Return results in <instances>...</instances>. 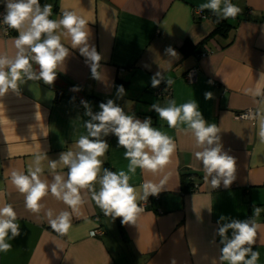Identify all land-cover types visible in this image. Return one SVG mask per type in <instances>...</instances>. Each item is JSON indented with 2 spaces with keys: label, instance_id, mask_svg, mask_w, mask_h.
<instances>
[{
  "label": "crops",
  "instance_id": "0c3cea01",
  "mask_svg": "<svg viewBox=\"0 0 264 264\" xmlns=\"http://www.w3.org/2000/svg\"><path fill=\"white\" fill-rule=\"evenodd\" d=\"M41 6H53L50 19L59 20L64 11H74L88 21L89 43L101 54L99 80L93 79L90 67L78 49L58 69L52 85L26 81L16 92L0 97V206L10 203L17 213L21 234L9 239L12 248L0 252V264H210L219 256V237L215 235L221 215L245 220L260 207L255 217L258 229L254 250L257 264H264V144L258 136L256 120H245L241 113L260 106L248 89L264 91V0H232L241 8L224 35L215 34L217 17L204 10L207 17L196 16L199 5L207 0H39ZM0 10H4L0 0ZM0 28V53L14 55V39ZM185 44L189 45L185 51ZM172 47L178 58L165 54ZM192 49L195 51L192 52ZM205 56L199 58V54ZM35 71L38 65L33 64ZM196 70L195 80L185 79ZM161 72L173 84L168 97L158 96L151 77ZM211 82V83H210ZM125 94L117 98L118 86ZM74 86L79 91H71ZM205 92L213 99L206 100ZM112 99L127 114L141 120L152 118L153 127L170 136L175 151L170 163L155 173L136 169L129 173L130 184L140 190L145 182L162 184L159 199H151L135 224H122V218L105 216L82 190L84 203L72 215V227L65 235L53 231L45 212H71L50 193L42 200L44 208L37 214L25 207L24 196L11 183L12 171L27 173L37 154L42 161V179L51 183L50 160H58L63 151H75V143L86 135L85 108L90 102L93 112L99 104ZM175 99L177 106L196 101L208 123L220 129L224 150L236 158L235 180L225 188L213 189L204 179L195 138L184 123L170 128L151 110L153 103L165 106ZM110 147L101 157V169L128 171L124 149L117 147V137H106ZM57 173L67 174L58 165ZM196 186L197 191L191 188ZM99 190V184L95 185ZM152 197V196H150ZM140 203V201H139ZM211 210V211H209ZM99 230L101 235L90 237ZM10 235V234H9ZM230 235V233H229Z\"/></svg>",
  "mask_w": 264,
  "mask_h": 264
},
{
  "label": "clouds",
  "instance_id": "9594fccd",
  "mask_svg": "<svg viewBox=\"0 0 264 264\" xmlns=\"http://www.w3.org/2000/svg\"><path fill=\"white\" fill-rule=\"evenodd\" d=\"M3 3L5 11L0 22L16 30L18 36L14 39V55L0 53V97L9 90L16 92L19 85L26 81L42 80L52 85L57 79L59 67L70 54L69 47L62 42L64 39L70 40L71 49L79 50L90 67L92 78L99 80L102 56L89 43L91 33L88 21L82 16L74 11H64L59 20L50 19L53 6L49 3L41 6L39 0H3ZM206 9L217 17V23L234 19L241 12L232 0H207L199 5L201 12ZM165 54L178 58V53L170 46L165 49ZM33 64L38 65V72ZM259 80H264V73ZM162 81L167 87L173 84L158 71L151 77V86L159 87ZM70 90L76 92L80 89L74 86ZM246 92L260 97L257 101L260 106L256 111L246 113L243 119L258 122V136L260 143L264 144V91L248 89ZM124 94V87L118 86L117 98H122ZM204 98L213 99V93L205 92ZM81 104L85 108L84 115L89 117L84 121L87 134L76 141L75 151L61 152L58 160L49 159L48 168L53 173L51 183L41 178L44 172L42 161L48 159L46 154H37L27 173L14 170L10 177L16 190L24 196L25 207L30 212L38 214L45 207L42 200L49 193L71 209V212L62 210L58 214H54L52 209L45 212L50 228L61 235L69 232L73 213L78 214L85 202L82 190L91 193L92 200L105 216L112 220L122 218V224H135L144 211L139 201L158 195L163 181L161 185L145 182L138 191L130 184L129 173L135 174L137 168L152 173L164 169L176 147L170 136L153 127L151 117L141 120L135 114L129 115L112 99L101 102L97 112H93L90 102L81 100ZM150 108L170 128H175L178 123L187 125V130L195 138V147L199 149L194 153L195 158L201 161L204 179L213 189L221 184L228 188L233 183L236 158L224 150L219 127L205 120L196 101L177 106L175 99H170L165 106L153 103ZM110 134L117 137V147L125 150L128 171L115 172L104 167L101 175L104 164L101 157L110 147L106 140ZM58 165L67 168L66 176L56 172ZM97 183L98 191L95 187ZM260 213V207H253L252 217L245 220L224 215L219 217L215 233L220 238L219 256L211 258L210 264H257L260 254L254 250V245L261 225L256 223L255 217ZM16 221L17 213L10 203L0 206V252L9 251L12 244L8 240L21 234L20 224ZM171 264H176L175 259Z\"/></svg>",
  "mask_w": 264,
  "mask_h": 264
},
{
  "label": "built area",
  "instance_id": "2783aa9c",
  "mask_svg": "<svg viewBox=\"0 0 264 264\" xmlns=\"http://www.w3.org/2000/svg\"><path fill=\"white\" fill-rule=\"evenodd\" d=\"M3 13H4V10H0V20H2V15H3ZM196 16H197V17H200V18H205V17H207V14H205V13H203V12H201V11L199 10V11L196 12ZM0 28L4 31V33H5L6 35L9 34V32H10V28H8V27H7L6 25H4L2 22H0ZM204 56H205V53L203 52V53L199 54L198 57H199V58H202V57H204ZM195 73H196V70H195V69L190 70V71L186 74L185 79H186L187 81H189V82L194 81V80H195V77H196ZM155 90H156L155 93H156V95H158V96L168 97V96L170 95V89H169V87H167L166 82H164V81H162L161 84L159 85V87H156ZM249 111H250V110H247V111L241 113L240 116L243 117V116H244L246 113H248ZM197 190H198V188H197L196 186H194V188H192V191H197ZM151 199L158 200V199H159V196H158V195H156V196H152V197L149 196V198H148L147 201H140L139 206L145 210L146 207L150 204ZM101 234H102L101 231H99V230H93V231L90 232L89 235H90V237H96V236H99V235H101Z\"/></svg>",
  "mask_w": 264,
  "mask_h": 264
},
{
  "label": "trees",
  "instance_id": "16d2710c",
  "mask_svg": "<svg viewBox=\"0 0 264 264\" xmlns=\"http://www.w3.org/2000/svg\"><path fill=\"white\" fill-rule=\"evenodd\" d=\"M230 27L229 24L226 23V21L222 20L219 23H217V19L215 20V29H214V33L215 34H221L224 35L226 33V31L228 30V28ZM186 46H184L185 51H188L190 46L185 44ZM195 49H192V52H194ZM109 169V168H108ZM192 189V188H191Z\"/></svg>",
  "mask_w": 264,
  "mask_h": 264
}]
</instances>
